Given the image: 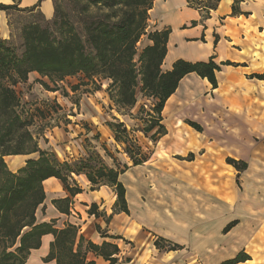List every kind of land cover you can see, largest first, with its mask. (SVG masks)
<instances>
[{"label":"crops","instance_id":"0c3cea01","mask_svg":"<svg viewBox=\"0 0 264 264\" xmlns=\"http://www.w3.org/2000/svg\"><path fill=\"white\" fill-rule=\"evenodd\" d=\"M31 4L38 6L46 19L52 18L51 0L39 5L31 0ZM232 5L233 0H221L204 19L185 0H155L149 11L152 32L169 30L163 72L171 70L178 60L197 63L212 59L220 67L217 88L189 74L164 104L160 125L166 133L157 136L159 147L155 153H167L176 163L169 162L170 167L165 169L153 157L140 166L127 167L119 175L127 213L114 212L116 196L107 186L91 190L85 177H75L81 193L72 197L59 180L47 179L42 183L45 199L39 207L37 224L53 222L55 229L73 225L85 244H115L118 262L125 264H221L240 252L249 260L239 264H264V80L249 78L264 75V0H239L234 15ZM36 79L37 74L32 73L27 83ZM69 94H78V101L70 102L58 90L43 95L45 101L49 99L62 112L71 114L72 125L64 126L73 128V134H65L68 142L72 136L77 137L73 145L79 152L77 142L97 135V141L105 139L107 149L112 146L116 153L119 146L115 147L109 125L121 123L129 133L131 124L137 121L133 115L140 107L128 115L118 114L104 89ZM188 122L201 131H195ZM53 136V130H49L43 138L38 137L37 149L61 153ZM122 153L119 162L124 165L127 157ZM189 153H201V158L198 162L186 161L184 157ZM210 153H221L222 158L223 153H229L227 156L233 160L246 163L238 176L239 188H235L232 173L228 177L214 173L213 180H208L207 162L203 161L211 158ZM6 158L9 172L15 174L26 161L37 159L38 153L7 156L4 162ZM246 175L251 178V200L260 199V206L249 210V204L240 199ZM162 180L168 195L165 200L157 191ZM67 198L70 204L66 215L52 202ZM91 205L97 207V216L88 214ZM166 221L174 229L177 225L182 235L162 226ZM229 225L231 228L225 231ZM52 241L51 235L43 236L40 248L31 251L25 264H55L42 262ZM155 241L166 247L156 248ZM174 245L179 248L167 249ZM256 248L260 251L255 252ZM208 254H213L212 259L207 258ZM255 255L258 259L253 260ZM88 258L95 264H108L91 254Z\"/></svg>","mask_w":264,"mask_h":264},{"label":"trees","instance_id":"16d2710c","mask_svg":"<svg viewBox=\"0 0 264 264\" xmlns=\"http://www.w3.org/2000/svg\"><path fill=\"white\" fill-rule=\"evenodd\" d=\"M42 1L37 0V4ZM77 1L80 3L81 0ZM82 1L84 4L80 7L79 13L82 16L85 42H82L72 24L66 23V29L58 26L57 11L54 7L51 26L60 33V38L55 37L50 28H41L38 24L28 25L21 31L24 52L20 58L5 40H0V264H25L31 251L40 248L41 239L46 235H51L53 241L43 258L44 263L95 264L88 258V254H91L102 258L108 264H118L119 249L115 244L94 245L91 242L85 244L83 239L78 237L77 227L73 225L55 229L53 222L41 224L36 222V213L45 199L42 187L45 180L50 178L59 180L64 190L72 197L81 193V190L74 181L75 184H68L70 175H79V170L76 173L68 163L59 164L49 153L39 151L28 131L30 122L17 111L20 101L15 87L27 83L30 74L36 73L53 83L79 75L88 81H110L109 87L115 89V96H110V100L119 109H132L135 106L136 91L153 98L156 100L153 112L157 115L158 124H150L148 130L152 131L156 125L158 128L156 136H163L166 133L164 127L160 125V115L165 102L175 92L181 79L189 74H195L207 80L212 89L217 88L216 74L220 67L212 59L197 63L178 60L173 63L171 70L162 71L169 30L146 33L148 14L155 0ZM220 1L216 0L214 6L198 7L192 0H185L189 8L201 13L203 19L217 8ZM238 3L239 0H233V15L237 13ZM15 6L0 3V12L16 10ZM36 7L38 6L33 8ZM143 36H146L149 44L138 56L141 70L137 74L134 63L137 57L136 45ZM87 47L92 53L86 51ZM249 78L263 81L264 75H251ZM43 86L47 88L46 85ZM187 124L195 131H201L196 124L191 122ZM109 127L114 135V141L125 146L123 153L133 167L147 161L139 147L132 148L136 150L132 155L130 149L134 141L128 137L121 123H113ZM32 153H38V158L26 161L25 166L18 172L13 174L7 170L5 157ZM91 157L101 160L98 153ZM108 157L111 158L110 155ZM226 164L238 173L246 169V163L242 161L226 159ZM63 171L69 176L63 175ZM122 173L113 167L100 166L84 176L91 185V190L100 186L111 188L116 196L114 212L127 213L125 189L118 181ZM52 203L60 213L69 214L68 198ZM88 214L97 216V207L91 205ZM231 226H227L225 231ZM154 246L166 247L160 245L158 241L154 242ZM177 248L179 247L175 245L167 247L171 251ZM247 260L249 257L240 252L234 259L221 264H239Z\"/></svg>","mask_w":264,"mask_h":264},{"label":"rangeland","instance_id":"374dc122","mask_svg":"<svg viewBox=\"0 0 264 264\" xmlns=\"http://www.w3.org/2000/svg\"><path fill=\"white\" fill-rule=\"evenodd\" d=\"M192 1L195 4V6L198 7H203L204 5L214 6L216 3V0H192ZM0 3H4L5 5H13V4L16 5L15 6L16 10L11 9L3 13L0 12V40H5L6 43L14 50L17 57L19 58L22 57V54L24 52L21 31L24 27L30 24H38L41 28H50L52 32H54L55 37L57 38L61 37L60 33L56 32V30L53 29L51 26V23L54 19V13L52 18L46 19L37 8L32 7L31 0H0ZM51 3L53 4V7L57 11L56 21L58 26L61 25L64 27V29H66L65 28L66 23L72 24L74 26L76 33H78V35L82 39V42H85L84 32L82 30V23H81L82 16L79 13V9L84 4V2L82 0L80 1V3H78L77 0H51ZM150 31L151 29H150V22L148 17L146 33L148 34ZM148 44L149 43L147 42L146 36H143L136 45L137 57L134 59L135 60L134 63L137 74H139L141 70V64L138 62V56L140 55L142 49ZM86 51L88 53L89 52L92 53V51L88 47ZM251 80H257V79H251ZM110 83H111L110 81H106V80L88 81L85 80L81 75L66 78L62 82L53 83L50 82L47 78L41 77L37 74V79L31 84L29 83L18 84L15 87V91L18 94L20 101L19 103L20 106L17 111L19 113H22L23 115L22 117L26 118L30 122L31 125L29 126L28 131L31 134L33 142L37 144L35 140H37L38 137L43 138L44 135H46V133L49 132V130H53V135H54L53 138H55L56 140L55 145L61 150V153L54 150V153H49V154L59 164L68 163L69 165H71L72 170L75 171L76 173L79 170L78 171V173H80L79 175L76 174L70 175L69 178L70 180L68 179L69 185L75 184L73 183V181L75 182V177L77 178L80 176L85 177L84 176L85 174L95 171V169H98L100 166L113 167L119 172H123L127 167L132 166V163L127 156H126L127 164L122 165V163L119 162L121 160L119 154L121 152H124L125 149V146L123 144L115 142V147L116 145L119 146L118 149L116 148V153L114 152L113 148H111L112 146L108 148L110 149L109 151L107 149L105 139H103L102 142L97 141L98 140L97 135L89 136V138L84 139L83 142H77V144L80 147L79 152L76 149H74L75 147L73 145V141H77V137L72 136L73 138L71 139L70 142H68L65 136V134L72 133L70 130H72L73 128L64 127L67 124L72 125V119L70 118L71 114L62 112L61 108H59V106H57L51 100L48 99L47 101H45L44 100L45 96H43L44 92H50V91H54V89H57L59 91V94H61V96H63L64 98H68L70 102L75 103L76 101H78L77 99L78 94H74L73 96H70L69 94L70 91L72 93H75L76 91L80 93V92H93L95 90L104 89L110 100V96L112 97L115 96V89L114 87H109ZM43 85H46L47 88H45V86ZM155 101H156L155 99L146 97L142 93L136 91V104L132 109H119L114 105L112 101L111 102L118 114L128 115L135 107H137V109L140 107L136 116L133 115V117L137 118V121H134L133 124H131L133 126L129 125L131 129L129 133L126 129L128 137L132 141H134L131 145L130 151L133 155L136 153V150H132V148L139 147L141 150V154L146 157L147 161L153 160L154 157V160H157L156 162H158V164H160L161 167L166 169L170 167L169 162L172 163H176V162L171 161V159H173L174 157H171L167 153H155V151L159 147V145L157 144L158 137L155 134H152L153 131L155 132L158 131V128L156 126L158 124L157 122L158 118L157 115L153 112V108L155 107ZM154 123L156 124L155 128L152 131L148 130L150 124H154ZM81 128L85 131L88 130L87 127L83 124ZM82 133L83 132H81L80 135H82ZM27 147L30 146L27 145ZM142 147H144L145 149H143ZM94 153H98L101 157V160L98 161L97 159L91 157V155H94ZM107 154L110 155L111 158L108 157ZM210 155L211 158L208 159L203 158L205 159L203 162H207L204 165H207L208 180L210 182L213 180L212 176L214 175V173H217L223 177H228L232 173V176L234 177L235 180V185H236L235 188H239V181H238L239 173L236 172L235 169H233V167L226 164V159H232L230 156H227L229 155V153H223L224 156L223 158L221 157L222 155L221 153H210ZM195 156L197 159H194ZM200 158H201V153H195V155L189 153L184 157L186 161L195 160V162H198ZM175 159L179 160L180 158L176 157ZM81 160L83 161L82 163L80 162ZM86 160H88V162H84ZM5 161H6L5 165L7 168L8 159L6 158ZM197 164L201 165V163H197ZM227 166H230L231 169ZM62 173L63 175L69 176V174L66 171H63ZM244 178H245V183L243 185V193L240 195V199L243 201L245 200L247 206L249 204L248 210L251 209V207L254 208L259 207L260 199L254 198L251 200V185L248 183L249 181L251 182V178H249L248 175H246ZM126 183L128 184V182ZM157 191L161 199L165 200L168 198V195L166 193V185L165 183H163V180L159 183ZM134 194L135 195H133V198L136 199L137 194L135 192ZM38 212L39 210L36 213V217L37 219H40ZM162 226H164L166 229L169 227V230L171 229V232H175L179 236L182 235L181 233L182 230L177 228V225L175 226L174 229L172 228L171 225L167 224L166 221L165 225L162 224ZM258 251L260 250L256 248L255 252ZM212 256L213 254H208L207 258L212 259L211 258ZM254 259H258V257H256L255 255L253 260ZM118 264H125V262L124 261L118 262Z\"/></svg>","mask_w":264,"mask_h":264}]
</instances>
